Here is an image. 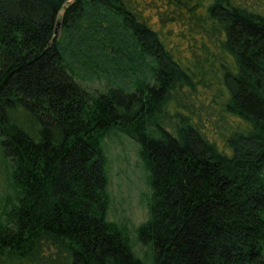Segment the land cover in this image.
Wrapping results in <instances>:
<instances>
[{"label":"trees","instance_id":"obj_1","mask_svg":"<svg viewBox=\"0 0 264 264\" xmlns=\"http://www.w3.org/2000/svg\"><path fill=\"white\" fill-rule=\"evenodd\" d=\"M113 128L150 170L142 256L107 218ZM0 154V264H264V5L0 0Z\"/></svg>","mask_w":264,"mask_h":264},{"label":"rangeland","instance_id":"obj_2","mask_svg":"<svg viewBox=\"0 0 264 264\" xmlns=\"http://www.w3.org/2000/svg\"><path fill=\"white\" fill-rule=\"evenodd\" d=\"M264 5V0H259ZM62 12V10L60 11ZM56 37L60 36V28ZM78 75H75L77 78ZM90 90L105 88L104 79L79 80ZM107 157L108 189L110 204L107 218L122 225L133 243L134 250L144 255L147 248L136 242V228L150 218L152 187L150 170L139 153V144L117 128H113L102 140ZM9 160L0 154V219L6 207V199L12 194L7 178Z\"/></svg>","mask_w":264,"mask_h":264},{"label":"water","instance_id":"obj_3","mask_svg":"<svg viewBox=\"0 0 264 264\" xmlns=\"http://www.w3.org/2000/svg\"><path fill=\"white\" fill-rule=\"evenodd\" d=\"M55 32H56V30H55Z\"/></svg>","mask_w":264,"mask_h":264}]
</instances>
